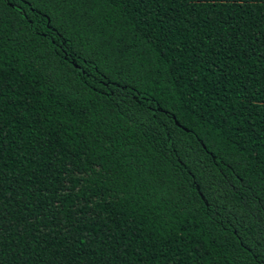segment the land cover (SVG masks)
Listing matches in <instances>:
<instances>
[{
	"label": "trees",
	"instance_id": "obj_1",
	"mask_svg": "<svg viewBox=\"0 0 264 264\" xmlns=\"http://www.w3.org/2000/svg\"><path fill=\"white\" fill-rule=\"evenodd\" d=\"M0 264H264V0H0Z\"/></svg>",
	"mask_w": 264,
	"mask_h": 264
}]
</instances>
